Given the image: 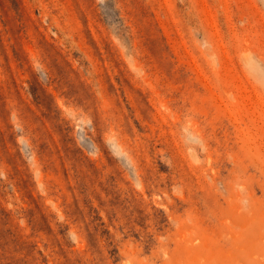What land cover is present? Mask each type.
<instances>
[{"label": "rangeland", "instance_id": "obj_1", "mask_svg": "<svg viewBox=\"0 0 264 264\" xmlns=\"http://www.w3.org/2000/svg\"><path fill=\"white\" fill-rule=\"evenodd\" d=\"M0 264H264V0H0Z\"/></svg>", "mask_w": 264, "mask_h": 264}]
</instances>
